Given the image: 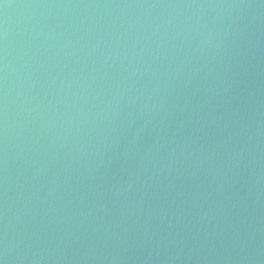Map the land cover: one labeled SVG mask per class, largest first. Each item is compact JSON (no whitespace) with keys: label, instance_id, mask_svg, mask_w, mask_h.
Listing matches in <instances>:
<instances>
[{"label":"water","instance_id":"obj_1","mask_svg":"<svg viewBox=\"0 0 264 264\" xmlns=\"http://www.w3.org/2000/svg\"><path fill=\"white\" fill-rule=\"evenodd\" d=\"M0 264H264V0H0Z\"/></svg>","mask_w":264,"mask_h":264}]
</instances>
